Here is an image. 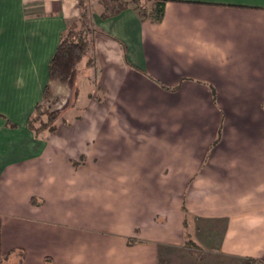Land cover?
<instances>
[{"label": "crops", "instance_id": "crops-1", "mask_svg": "<svg viewBox=\"0 0 264 264\" xmlns=\"http://www.w3.org/2000/svg\"><path fill=\"white\" fill-rule=\"evenodd\" d=\"M100 10L69 85L79 0H0V264H264V0ZM45 85L77 94L35 134Z\"/></svg>", "mask_w": 264, "mask_h": 264}, {"label": "trees", "instance_id": "trees-1", "mask_svg": "<svg viewBox=\"0 0 264 264\" xmlns=\"http://www.w3.org/2000/svg\"><path fill=\"white\" fill-rule=\"evenodd\" d=\"M103 7L99 17L105 18L117 15L124 9L131 7L136 11L142 19H148L151 22L158 23L163 17L165 0H99ZM82 16V15H81ZM84 17V15H83ZM94 23V22H93ZM86 51V40L81 34L72 32L68 28V20L66 28L60 36L54 53L52 54L47 68L48 80H59L65 82L70 78L72 70L83 58ZM47 87L43 89V96L47 95ZM41 103V102H40ZM35 106L33 114L29 117L27 125L35 134H38V128L34 126L35 114L40 110L41 104ZM48 120L56 118V112H49ZM47 123H43L41 127H46ZM40 127V126H39ZM51 126L49 130H53Z\"/></svg>", "mask_w": 264, "mask_h": 264}, {"label": "rangeland", "instance_id": "rangeland-1", "mask_svg": "<svg viewBox=\"0 0 264 264\" xmlns=\"http://www.w3.org/2000/svg\"><path fill=\"white\" fill-rule=\"evenodd\" d=\"M100 7V12H102L103 7L100 4L99 0H79V13L78 15L71 17L68 19V28L77 34H81L83 38L86 40V51L83 56V58L80 60V62L75 66V68L72 70L70 78L65 81L61 82L57 79L50 80L51 82H58V83H67L71 84L73 81V76L75 72H77V69L81 63L82 60H87L90 63L93 61V58H91L92 54L89 55L88 51L92 46V43L94 42V31H95V24L93 23V14L95 13L96 7ZM82 15V16H81ZM84 15V17H83ZM77 94V88L76 86L71 87V94L69 95V101L63 102L62 98H58L54 92L52 91L50 85L47 87V95L44 96L41 100V107L38 113H36L35 116V123L34 126L38 128L39 133L48 131L49 127H55L59 123H63L66 119L69 118V111L67 113H64L65 108H68L69 106H72L73 103H75V96ZM95 94L98 95L99 92L95 90ZM101 94V93H100ZM100 96V95H99ZM95 98V96H94ZM107 105L104 106L105 108L109 107L110 102L104 101ZM102 102V103H104ZM56 112V118L53 120H48V113L49 112ZM43 123H47L46 127H41ZM40 126V127H39ZM210 252H207L205 254H208ZM196 258L199 259V257L194 254ZM208 255L200 256V259L204 260L207 259Z\"/></svg>", "mask_w": 264, "mask_h": 264}]
</instances>
